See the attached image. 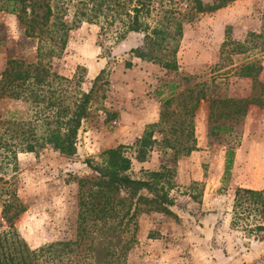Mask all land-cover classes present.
Listing matches in <instances>:
<instances>
[{
    "label": "rangeland",
    "instance_id": "1",
    "mask_svg": "<svg viewBox=\"0 0 264 264\" xmlns=\"http://www.w3.org/2000/svg\"><path fill=\"white\" fill-rule=\"evenodd\" d=\"M202 1L212 4L215 0ZM233 1L224 9L231 8ZM79 2L58 0L55 11L65 13V20L71 22L82 7ZM216 14L206 12L184 24L176 72L127 54V45L115 41L116 25L108 27L106 34L100 31V25L85 21L72 27L63 53L53 60L52 71L68 78L81 77L84 90L99 76L89 114L78 134L77 151L71 156L50 149L38 154L21 152L12 163H0V223L2 200L10 197L25 207L14 219V225L31 250L72 243L77 232L76 178L93 176L86 159L101 164L105 150L129 146L127 155L133 163L130 174L139 178L143 176L141 169L158 170L163 163L171 164L175 149L178 153L174 165L171 164L173 188L169 192L174 198V215L141 213L137 217L138 243L128 253L125 264H264V241L260 239L264 232L249 231L255 222L254 215L235 223L233 214L237 188L264 189V109L250 106L230 136H212L207 99L199 102L191 118L180 106L181 100L194 96L203 87L201 83L205 84L206 95L213 94L209 89L215 84L217 94L237 98L250 95L252 88L264 82V52L253 56L254 62L262 65L254 79L234 74L233 68L243 61L237 57L235 67L213 69L227 32L240 41L249 32L264 33V0H246L232 11ZM219 19L223 22L217 28ZM22 33L15 14L1 11L0 73L7 66L8 54L25 56L35 63L37 39L29 38L23 43ZM127 61L132 64L130 67L125 65ZM167 83L179 86L168 107L160 99L167 94ZM69 90L63 91L62 98ZM159 90L164 93L158 95ZM0 104L3 118L11 122L26 124L33 120L30 101L2 96ZM10 112H14L11 118ZM131 117L135 120L129 121ZM2 126L17 128L14 123ZM23 129H28V125ZM145 131H151L159 142L148 161L138 162L131 146ZM163 138L169 139L174 149L164 147ZM229 143L235 147V153L230 175L225 179V151ZM190 146L193 149L186 152Z\"/></svg>",
    "mask_w": 264,
    "mask_h": 264
},
{
    "label": "trees",
    "instance_id": "2",
    "mask_svg": "<svg viewBox=\"0 0 264 264\" xmlns=\"http://www.w3.org/2000/svg\"><path fill=\"white\" fill-rule=\"evenodd\" d=\"M57 1L0 0V12L17 17L23 31L22 42H27L29 38L37 39L35 63L25 56L8 54L7 66L0 73V101L2 96L30 101L34 111L33 120L26 123L28 129H23L25 122L21 124L3 118L4 109L0 104V163H12L17 153L21 152L38 154L50 149L67 156L76 153L78 134L89 114L93 89L99 76L92 80L88 90H84L81 88V77L75 75L68 78L52 71L53 60L63 53L67 33L72 27L85 21L100 25V31L106 34L108 27L116 25L115 41L127 45V54L157 64L168 72H176L184 24L233 0H215L212 4L202 0H80L82 7L71 22L65 20V13H56ZM133 40L136 44L131 43ZM263 52V32H249L241 41L233 39L227 32L213 69L233 68L237 57L243 61L233 68L234 74L254 79L260 74L262 65L255 63L253 56ZM125 65L130 67L132 64L127 61ZM201 84L203 87L194 96L188 95L181 100L180 106L185 110L184 114L191 118L199 102L207 99L212 136H230L235 124L243 120L250 106L264 109V82L252 88L250 95L237 98L217 94L215 84L209 89L213 94L206 95L205 84ZM69 88L67 96L62 98L63 91L66 93ZM167 88L166 96L160 98L166 107L173 102L172 96L179 86L167 83ZM163 93V90L157 92L158 95ZM9 116H14V112H10ZM5 123H14L17 128H3ZM158 142L151 131H145L131 146L134 159L148 161ZM161 144L167 149H174L167 138H163ZM129 148L119 145L105 150L101 164L90 159L84 161L93 176L76 178L79 187L77 232L72 243H57L48 249L31 250L14 225V219L25 207L16 199L4 198L3 222L0 223V264H125L128 253L138 243L137 217L148 211L174 215L171 209L174 198L169 192L173 188L171 164L178 153L175 149L172 151L171 164L163 163L158 170L141 169L143 176L136 178L130 174L133 163L127 155ZM192 149L187 147L186 152ZM234 150L232 144L226 146L225 179L230 175ZM162 154L166 157L165 150ZM233 214L235 223L254 215L255 222L249 231L264 232V189L237 188ZM260 239L264 241V236Z\"/></svg>",
    "mask_w": 264,
    "mask_h": 264
},
{
    "label": "crops",
    "instance_id": "3",
    "mask_svg": "<svg viewBox=\"0 0 264 264\" xmlns=\"http://www.w3.org/2000/svg\"><path fill=\"white\" fill-rule=\"evenodd\" d=\"M246 3V0H234L233 2H231V8L230 7H227L226 8V10L224 9V7H222V8H220V9H218V10H216L215 12L217 13L216 15H222L223 13H226L227 11H232L234 8H238V7H240V6H242V5H244ZM222 22H223V20L222 21H220V19L219 20H216V26H217V28H220L221 26V24H222ZM131 119H133V120H135V118H130L129 119V121L131 120ZM129 123H131V122H129ZM183 167H184V163L182 164H180V172H181V174H182V171H183Z\"/></svg>",
    "mask_w": 264,
    "mask_h": 264
}]
</instances>
